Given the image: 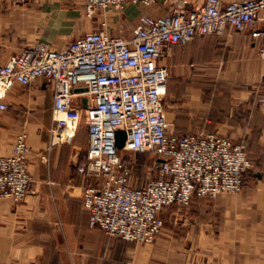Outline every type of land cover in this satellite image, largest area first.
<instances>
[{
	"label": "crops",
	"instance_id": "obj_1",
	"mask_svg": "<svg viewBox=\"0 0 264 264\" xmlns=\"http://www.w3.org/2000/svg\"><path fill=\"white\" fill-rule=\"evenodd\" d=\"M176 1L128 3L121 13L108 11L107 26H102L103 15H86L85 0H0V63L38 41L62 48L96 29L129 37L140 16L168 15ZM179 1L194 7L206 0ZM259 45L251 33L231 31L178 44L162 59L170 68L162 97L171 132L245 139L256 168L242 193H223L210 207L195 198L181 239L160 237L143 244L92 227L83 188L94 180L78 170L89 148L86 122L73 137L58 138L51 81L17 84L6 98L8 108L0 109V156L12 154L17 135L25 130L33 185L24 201L0 199V264H158L164 246L168 254L182 250V264H191L193 249L199 262L264 264V104L255 91L264 77ZM125 151L121 157L133 179L144 185L153 167L157 175L153 153ZM136 169L143 172L136 175Z\"/></svg>",
	"mask_w": 264,
	"mask_h": 264
},
{
	"label": "built area",
	"instance_id": "obj_2",
	"mask_svg": "<svg viewBox=\"0 0 264 264\" xmlns=\"http://www.w3.org/2000/svg\"><path fill=\"white\" fill-rule=\"evenodd\" d=\"M128 3L152 6L157 0H85L84 9L90 18L103 15L102 26H107L108 11H123ZM231 31L251 33L264 59V0H206L194 7L178 0L168 15H142L129 37L101 28L62 48L38 41L0 63V109L8 108L6 98L17 84L49 79L58 138L76 135L86 114L90 142L78 170L94 180L83 188L91 226L114 237L152 243L163 229L166 208L188 205L197 197L239 193L252 167L247 141L214 132L172 133L162 97L170 77L162 59L176 45ZM255 91L264 104V77ZM120 129L127 132L125 150L156 157L158 173L144 185L133 183L132 168L121 157ZM30 153L22 130L12 154L0 156V199L20 202L31 192Z\"/></svg>",
	"mask_w": 264,
	"mask_h": 264
},
{
	"label": "rangeland",
	"instance_id": "obj_3",
	"mask_svg": "<svg viewBox=\"0 0 264 264\" xmlns=\"http://www.w3.org/2000/svg\"><path fill=\"white\" fill-rule=\"evenodd\" d=\"M123 11H119L117 13H121ZM140 17L138 19L137 25L139 24ZM108 32L113 35L112 32H110V31H108ZM119 35L126 36L125 34H123V31H120ZM83 114H84L83 115V121H86L85 112ZM234 140H236V141H246L245 139H240V140L234 139ZM123 153H126V151L123 150ZM248 153H249V157H250L249 145H248ZM250 160H251V158H250ZM251 162H252V167L246 172V174H245L246 175L245 176V185L243 187V190L241 192H239V193H242L247 188L248 179H249V177L253 174V172L256 169L254 167V163H253L252 160H251ZM136 168H137V166H136ZM150 171H151V174H152L150 177H155V175H156L155 168L153 167L152 170H150ZM135 172H136V175H137L138 172L141 174L143 171H141V170L139 171L138 169H136ZM139 177H140V175H139ZM136 178H137V176H136ZM133 183L135 185H140L141 186V185H143L144 182L134 179ZM218 198H215V199L203 198V199L200 200L201 202H203L200 205H204V206H207V207L208 206L209 207L213 206L215 204V201ZM198 199H200V198L195 199L196 202H197ZM196 202L194 204L198 205V203H196ZM192 205H193V201L190 204H188V205H172V206H169L168 208H166L163 211V214H162V217L164 219V226H163V229H162L161 233L156 238V240L159 239L160 237H175L176 239H181L182 235L184 233L183 232L184 231L183 223L186 221V216H188V214L190 212V208L192 207ZM156 240L153 241L152 243L156 242ZM163 249H164V251H160V255L162 254V256H161V258H160L161 260L159 261L158 264H168V263L169 264H173V263L174 264H182L181 261H178V260H182V258H181L182 250H180L179 252L175 251V254H168L167 251H166L167 247L164 246ZM197 253H199V251H196L195 249H193L190 252V254H191V264H214L213 261H210L209 259L206 260V261H201V262H199L198 260L196 261L195 259H197V258H195V257H196V255L198 256ZM167 255H169V258H167ZM170 255H174V256H170ZM170 260H171V262H170Z\"/></svg>",
	"mask_w": 264,
	"mask_h": 264
},
{
	"label": "water",
	"instance_id": "obj_4",
	"mask_svg": "<svg viewBox=\"0 0 264 264\" xmlns=\"http://www.w3.org/2000/svg\"><path fill=\"white\" fill-rule=\"evenodd\" d=\"M85 89L83 88H78L76 89V91H84ZM83 101V104L85 106H88V102H87V98L84 97L82 99ZM126 140H127V132L125 130H118L117 131V146L120 148V149H125L126 148Z\"/></svg>",
	"mask_w": 264,
	"mask_h": 264
}]
</instances>
